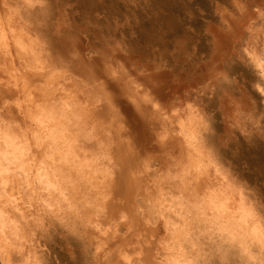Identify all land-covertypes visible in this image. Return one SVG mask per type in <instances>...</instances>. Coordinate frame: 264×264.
<instances>
[{
    "label": "bare ground",
    "instance_id": "1",
    "mask_svg": "<svg viewBox=\"0 0 264 264\" xmlns=\"http://www.w3.org/2000/svg\"><path fill=\"white\" fill-rule=\"evenodd\" d=\"M214 1L169 48L64 0H0V264H264V93L245 63L264 0Z\"/></svg>",
    "mask_w": 264,
    "mask_h": 264
},
{
    "label": "rangeland",
    "instance_id": "2",
    "mask_svg": "<svg viewBox=\"0 0 264 264\" xmlns=\"http://www.w3.org/2000/svg\"><path fill=\"white\" fill-rule=\"evenodd\" d=\"M156 1H159V0H154V1L152 0L151 6H147V7H149L147 10V13L143 12V14L141 13L142 11L140 8L138 9L136 7H132L129 5L125 6L122 0H64V3H65V8L67 9V11H69L70 6H71V8L74 6L72 8V10L77 15H75V13H74L75 16L73 15V13L71 14V12H72L71 8H70L71 12L69 11V14L72 16L71 18L74 20V22H75V19L76 20L78 19V16H79V18H82L87 13H88L87 15L89 17H90V15H92V14L95 15V13H96L98 15L99 20H102V21L104 20L108 23L112 22V21L114 22L117 18H122V19L125 18L124 26L120 27V31H122V33H124V35H121V36H123V38H125V36H126L125 39H127V38L132 39L133 38V40H135L136 42L139 43L138 45H140V47H142V44H143V47L145 46L146 41L148 40V36L155 35L154 31H156V34L158 35V31L162 32V30H165L166 31L165 36L161 37L159 39V42L162 41L161 42V44H162L163 41H166V45L169 48L170 47L172 48V45L174 43L173 41H175L174 39L178 38L179 35L183 34L184 32H188V31H189V33L193 32V31L194 32L195 31L196 32H203L205 30L206 20L211 19V18L213 19L212 8L215 6L214 0H161V2L160 1L156 2ZM209 1L211 4L209 3ZM67 4H68V6H67ZM152 4H153V6L155 4V6L153 7ZM75 8H76V10H75ZM163 8H164V10H163ZM166 8H168V12L165 13ZM110 12H111V14H110ZM78 13H79V15H78ZM112 13H114V14H112ZM201 13H202V15H200ZM203 13H205V14L203 15ZM192 15H195V16L192 17ZM162 16H164V17L161 18ZM200 16H201V18H200ZM202 16H203V18H202ZM151 17H153V18H151ZM164 18H165V21L167 24H165V21L163 20ZM156 19H158L157 22H156ZM161 19L164 21V26L166 27L165 29H163V25L156 24V23L160 22ZM170 22H172V23H170ZM98 23L102 28H103V26H105L104 23H102V22H98ZM201 24H203V25H201ZM155 26H156V28H155ZM169 26H171V27H169ZM172 26L174 27V29L172 28ZM197 26L199 28H197ZM168 27L172 28L173 30L172 29L170 30ZM188 28H190V29H188ZM184 29H186V31ZM168 30H170V31L168 32ZM146 31H149V33L148 32L146 33ZM151 31L153 32V34ZM178 31H179V33H178ZM130 35H131V37H130ZM201 35H202V37L200 36L199 41H197L198 45H196V47L199 46L198 48L203 50L206 47V39H204L205 34H201ZM152 39H155V37ZM205 49H207V48H205ZM194 58H196V57H194ZM195 61H197V59H195ZM236 137H237V139H240L241 141H232V143H230V147L235 148L237 146L240 148L239 144H241V146H243V148L247 149V151L246 150L243 151L244 156L247 157L252 152V150H250V148H249L251 143L245 141L240 134H236ZM255 146L256 147H255V153H254L255 158L254 159H256V160H254V161H259L260 163H262V166L264 169V140L259 139V142L257 140L255 143ZM250 160L251 159L247 160V162H249ZM55 248H56V251L60 250L59 247H55Z\"/></svg>",
    "mask_w": 264,
    "mask_h": 264
},
{
    "label": "snow or ice",
    "instance_id": "3",
    "mask_svg": "<svg viewBox=\"0 0 264 264\" xmlns=\"http://www.w3.org/2000/svg\"><path fill=\"white\" fill-rule=\"evenodd\" d=\"M258 15L261 18V22L264 23V11H261ZM255 38L259 39L261 46H264V32H261L259 36ZM258 47L259 46L254 43L249 44L247 50L249 55L245 57V63L248 65L249 73L252 74L251 78L253 83L259 85L257 91L264 93V47H259V51H257ZM249 87H251V85H249ZM112 90L119 95V90L116 88L115 84L112 85ZM252 94L256 95V92ZM258 98H264V96ZM259 195L261 197V202L264 203V189H261Z\"/></svg>",
    "mask_w": 264,
    "mask_h": 264
}]
</instances>
